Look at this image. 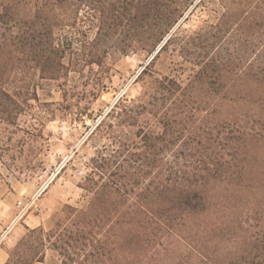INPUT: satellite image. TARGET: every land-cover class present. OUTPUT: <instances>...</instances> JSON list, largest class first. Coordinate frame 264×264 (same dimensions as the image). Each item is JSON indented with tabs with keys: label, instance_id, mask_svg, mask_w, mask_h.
I'll list each match as a JSON object with an SVG mask.
<instances>
[{
	"label": "trees",
	"instance_id": "obj_1",
	"mask_svg": "<svg viewBox=\"0 0 264 264\" xmlns=\"http://www.w3.org/2000/svg\"><path fill=\"white\" fill-rule=\"evenodd\" d=\"M192 6L215 21L183 32ZM79 8L94 39L76 37ZM130 54L148 59L142 92L88 128L83 202L27 227L6 264H264V0H0V120L40 102L37 79L72 115Z\"/></svg>",
	"mask_w": 264,
	"mask_h": 264
},
{
	"label": "rangeland",
	"instance_id": "obj_2",
	"mask_svg": "<svg viewBox=\"0 0 264 264\" xmlns=\"http://www.w3.org/2000/svg\"><path fill=\"white\" fill-rule=\"evenodd\" d=\"M193 6L179 23L183 32L198 29L206 20L215 21L212 11L202 8L193 11ZM80 8L76 37L94 39L97 29L84 21L87 9ZM121 32L122 29L115 40L125 37ZM147 62L145 55L130 54L107 65L109 73L104 80V90L91 103L82 100L79 104L76 98L74 104L80 106L74 108L70 116H63L65 109L59 106L63 105L62 94L56 84L35 79L40 102L32 101L30 107H25V115L15 125L0 120V181H8L19 190V220L23 218L21 221L26 220L32 228L47 225L54 211L62 205L78 206L83 202V190L78 185L89 172V163L96 151L94 144L87 141L88 128L121 96L128 99L140 96L142 84L136 79ZM173 69L175 65L166 56L156 66L161 75H176ZM102 75L95 73L93 78L100 79ZM72 84L78 91L89 92L93 85L86 86V80L81 77H76ZM80 111L84 116L77 120ZM48 260L47 264H55L50 257Z\"/></svg>",
	"mask_w": 264,
	"mask_h": 264
},
{
	"label": "crops",
	"instance_id": "obj_3",
	"mask_svg": "<svg viewBox=\"0 0 264 264\" xmlns=\"http://www.w3.org/2000/svg\"><path fill=\"white\" fill-rule=\"evenodd\" d=\"M19 197L17 186L5 180L0 181V264H6L9 258L8 249L18 243L27 231V227L32 228L26 220L22 222L23 218L20 220L18 218Z\"/></svg>",
	"mask_w": 264,
	"mask_h": 264
},
{
	"label": "water",
	"instance_id": "obj_4",
	"mask_svg": "<svg viewBox=\"0 0 264 264\" xmlns=\"http://www.w3.org/2000/svg\"><path fill=\"white\" fill-rule=\"evenodd\" d=\"M154 56H155V55H154ZM154 56H152V58H153ZM152 58H151V59H152Z\"/></svg>",
	"mask_w": 264,
	"mask_h": 264
}]
</instances>
